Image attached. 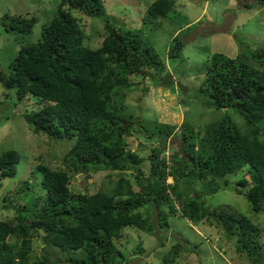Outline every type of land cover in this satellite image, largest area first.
I'll list each match as a JSON object with an SVG mask.
<instances>
[{"label":"trees","instance_id":"obj_1","mask_svg":"<svg viewBox=\"0 0 264 264\" xmlns=\"http://www.w3.org/2000/svg\"><path fill=\"white\" fill-rule=\"evenodd\" d=\"M241 1L246 7H264V0ZM71 10L87 16L106 14L103 0H59L49 22L41 27L40 38L20 46L7 69L1 70L0 81L17 100L41 105L22 113L33 132L74 140L63 158L74 172L89 178L107 170L118 178L107 190L74 192L66 170L38 164L45 196L39 205L40 198L24 190L28 186L24 179L19 189L23 204L5 205L16 214L0 220V264H28L38 231L67 253L69 264H122L125 255L117 241L124 227L158 235L168 228V217L178 211L191 222L206 220L234 235L239 251L252 264H260L264 260L261 226L234 204L209 206L203 196L221 188L218 179L247 167L249 177L242 175L235 191L246 198L253 213L264 208V47L241 41L242 50L235 57L212 53L201 87L206 106L233 109L242 116V126L227 113L208 122L202 134L183 123L180 151L172 153L169 165L160 153L174 126L128 113L121 94L130 75L144 68L161 84L171 83L163 59L137 29L117 28L109 20L104 23L107 34L101 46L84 45ZM171 12H175L174 0H153L145 21L166 18ZM36 21L35 15L0 13V24L8 32L30 34ZM183 45L184 40L174 36L168 56L180 59ZM132 132L156 142L150 143L147 155L130 149L127 137ZM20 158L15 149L0 153V188L2 179L16 174ZM127 171H132L133 179ZM169 176L174 178L172 183ZM194 182L200 190L192 187ZM149 205L154 214L143 215L141 208ZM183 242L177 240L162 261L176 260L182 250L192 248ZM142 251L141 246L134 248L135 253Z\"/></svg>","mask_w":264,"mask_h":264},{"label":"rangeland","instance_id":"obj_2","mask_svg":"<svg viewBox=\"0 0 264 264\" xmlns=\"http://www.w3.org/2000/svg\"><path fill=\"white\" fill-rule=\"evenodd\" d=\"M152 1L103 0L105 17L87 16L76 10H71V13L82 31L84 45L90 48L101 46L107 34L104 23L109 20L117 28L137 29L163 59L171 75V83L161 84L144 68L142 72L130 75L129 84L123 87L121 94L124 95L123 103L128 113L174 126L173 135L160 153L171 165L172 153L180 151L183 123H190L197 134H202L208 122L227 113L242 126V116L233 109L207 107L201 87L212 53L221 52L235 57L242 50L241 41L251 47H264V7H246L241 0H174L175 12L166 18L148 22L145 21L146 9ZM58 4L59 0H0V13L37 16L30 34L8 32L0 24V72L7 69L22 44L40 38L42 25L49 22ZM174 36L184 40L180 59L168 56L169 44ZM40 106L33 100L28 104L17 100L13 90H6L0 81V153L15 149L21 156L16 174L2 179L0 220H10L16 214L13 208H6V204L17 207L23 204V192H19V189L24 179L28 180L24 190L30 192L31 197L38 196L41 205L45 190L41 185L42 174L37 169L40 163L66 170L70 175L69 188L74 192L107 190L111 182L118 178L116 172L107 170L91 173L89 178L83 173L74 172L63 161L74 140L52 139L42 133H35L23 118L25 110ZM127 143L131 150L144 156L148 154L151 142L137 132H132L127 137ZM131 173L127 171L126 176L133 179ZM242 175L249 177L247 167L218 179L221 188L203 197L209 206L231 203L250 216L263 229L260 240L264 243V208L260 213H253L246 198L235 191L237 187L240 188L236 182ZM224 180L228 181L225 187ZM173 181L172 176L168 177L169 183ZM183 186L179 182V188ZM192 187L201 189L197 182ZM134 189L137 190L135 184ZM7 194L10 197L4 200ZM192 196L189 194L188 197ZM174 202L179 208L180 203ZM141 211L143 215L154 214L150 205L142 207ZM43 237L44 232L38 231L32 238L28 264H69L65 260L67 253L49 244ZM177 240H184V246L192 248L182 250L176 260L164 263L163 255ZM117 244L125 255L122 264H252L239 251L234 235L206 220L191 222L181 216L179 211L168 217V228L159 230L158 235L131 226L124 227ZM137 246H141L144 251L135 253L134 248ZM260 264H264V260Z\"/></svg>","mask_w":264,"mask_h":264},{"label":"clouds","instance_id":"obj_3","mask_svg":"<svg viewBox=\"0 0 264 264\" xmlns=\"http://www.w3.org/2000/svg\"><path fill=\"white\" fill-rule=\"evenodd\" d=\"M170 177V176H169Z\"/></svg>","mask_w":264,"mask_h":264}]
</instances>
